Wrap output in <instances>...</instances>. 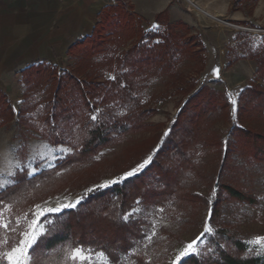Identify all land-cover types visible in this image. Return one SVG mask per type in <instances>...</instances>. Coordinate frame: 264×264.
<instances>
[{
	"label": "rangeland",
	"instance_id": "1",
	"mask_svg": "<svg viewBox=\"0 0 264 264\" xmlns=\"http://www.w3.org/2000/svg\"><path fill=\"white\" fill-rule=\"evenodd\" d=\"M176 1L181 12L193 16L192 24L173 22L166 11L160 12L163 15L158 22V15L151 21L143 20L125 7L132 15L129 33L122 32L119 27L111 29L110 32L115 31L117 35L108 39L105 52L95 58L94 62L98 66L93 72L100 80H113L112 75L107 72V63L120 56V53L136 47L139 50L132 53L129 61L133 66L128 68L129 71H135V68L141 65L139 61L146 56L143 54V47L146 45L150 48L149 46L160 43V36L171 42L174 41L171 36L175 35L182 37L183 42L190 40V35L196 36L195 42L203 48V64L190 62L185 55L177 53L168 62L170 73L160 74L156 69H148L145 72L143 69V72L135 75L133 71L130 76V80H133L132 89L128 92L117 89L107 100H98L95 107L91 105L86 108L80 94L74 92L71 99V102L74 100V111L68 118L60 119L57 128L44 120L46 115L43 101L53 95L49 86L42 83L38 88L26 90L22 80H12L1 88L8 98L14 117L12 122L0 127L3 128L0 131V182H11L0 188V191L13 184V178L18 172H24L29 178L44 170H51L60 161L73 156L81 145L86 128L100 124L105 135L110 138L107 146L92 158V163L87 165V169H75L74 176L71 174L68 178L70 181L67 189H61L55 186L56 182L53 183L50 188L56 193L48 190L43 202L35 205L27 215L17 216L11 222L14 227L17 218L20 219L15 232L3 233L7 234L12 246L22 238L20 232L27 228L31 220H37L38 230H44L40 235L42 236L46 233L49 215L74 209L82 200L83 194L114 180L130 177L126 176V173L134 169L138 172L147 167L162 145L183 104L193 93L202 87H208L215 92L226 93L231 104L232 122L222 121L209 129V135L222 143L221 148L203 144L195 146L192 153V170L183 171L172 163L169 166L171 170L176 171L178 177L175 179H178V184L184 188V195L191 193L212 198L220 182L240 185L245 191L252 193L257 199L255 207L226 201L221 205V220L232 225L236 237L245 243L247 254L264 257V249L249 243L256 237H264V165L245 155L239 143L229 152L227 148L228 143L234 142L232 131L237 125V101L240 93L253 82L262 85L257 78L256 61L247 57L258 49V45L264 47V0H231L224 12L225 20L219 21L213 16L201 15L193 8L188 9L180 0ZM223 2L224 0H221L216 7H225ZM235 14L240 15L238 20L233 18ZM157 53L158 51L153 52V55ZM74 63L75 59H69L66 55L49 65L57 67L61 75L62 71L71 74ZM207 64L212 66V69L205 71ZM170 74L176 78L169 77ZM187 90L191 91L185 95ZM93 116L96 117L95 120L92 119ZM139 122L142 127L135 128L139 131L131 133L133 124ZM250 128L264 133V125L253 124ZM58 138L63 139V144L51 145V142ZM149 157V162L143 168H138ZM9 171L14 175H8ZM65 180L62 179L61 184ZM148 181L145 195L137 199L126 214H131L127 222L136 224L139 237L132 240V247L127 253L120 255L119 264H180L188 256L205 257L207 253H211L212 250L207 248L209 234L204 231L205 226H208L206 222L203 226L195 228L182 225L190 212L194 213L192 215L199 212L197 207L194 210L182 207V202L170 192V188H175V184L166 188L157 176H151ZM57 188L60 190L57 191ZM64 204H74L75 207H60ZM183 204H186L185 201ZM57 208L60 210L51 211ZM1 211L5 213L7 210ZM38 212L43 215H35ZM148 237H151V240ZM193 241H197L194 246L197 251L177 260L184 248ZM80 248L93 254L92 264H101L95 255L101 251L94 247ZM0 250L8 251L3 246ZM37 262L56 264L58 259L50 256L47 259L38 258ZM70 263L73 264L71 260Z\"/></svg>",
	"mask_w": 264,
	"mask_h": 264
},
{
	"label": "trees",
	"instance_id": "2",
	"mask_svg": "<svg viewBox=\"0 0 264 264\" xmlns=\"http://www.w3.org/2000/svg\"><path fill=\"white\" fill-rule=\"evenodd\" d=\"M162 15L163 13H160L156 16L157 22ZM97 18L98 22L92 34L71 45L66 54L69 59H75L71 74L62 71L59 75L57 67L46 63L30 65L21 72V80L26 90L38 88L42 83L50 87L53 95L43 101L46 115L44 120L56 128L60 119L68 118L74 111V100L71 102L74 92L80 94L84 106L89 108L91 105L95 107L98 100H107L117 89L124 92L132 89L133 80H130V76L134 70L129 71L128 68L133 66L129 61L132 53L139 48L122 52L107 63V72L112 75L113 80H100L93 72L98 66L94 62L95 58L105 52L108 39L117 35L115 31L110 32L111 29L119 27L122 32L129 33L132 15L116 0L114 5L103 8ZM183 27L187 29L186 26ZM190 36L187 42H183L182 37L177 35L171 36L174 39L172 42L160 36V43L149 46L150 48L145 45L142 51L146 56L139 61L141 65L135 68L134 74L138 75L143 69L145 72L148 69H156L160 74L170 73L168 62L177 53L185 55L190 62L203 64L202 45L195 42L196 36ZM262 41L264 42V38ZM156 51L158 53L153 55ZM247 58L256 61L257 78L262 85L253 82L240 93L237 101V125L232 131L234 142L228 143L227 148L229 152L239 143L245 155L264 165V133L250 128L253 124L264 125V47L258 45V49L251 52ZM168 76L176 78L173 74ZM189 91L191 90H187L185 95ZM230 108L226 93L215 92L208 87H202L193 93L183 104L170 131L147 167L133 176L114 180L105 187H97L83 194L82 200L74 209L62 210L48 216L50 220L46 224V233L38 238L30 251L33 264H38V258L47 259L50 256L58 259L56 264H71L66 258L67 253L71 248L78 246L94 247L113 261L120 259V255L127 253L132 247V240L139 237L136 224L125 222L123 217L131 210L135 201L145 195V187L151 176L159 177L166 188L175 184V188H170V192L182 202L183 208L194 210L197 207L199 210L195 215L189 213L182 222L183 227H201L206 222L212 230L207 236V248L212 250L211 253H207L205 257L188 256L180 264H264V257L246 253V245L242 239L236 237L232 225L221 220L222 203L227 201L255 207L257 199L253 194L245 191L240 185L220 182L212 198L191 193L184 195V188L178 184L179 180L175 179L178 177L176 171L171 170L169 166L172 163L183 171L192 170V153L195 146L203 144L221 148L222 143L209 135V129L222 121L232 122ZM13 117L14 112L8 98L0 89V127L12 122ZM138 127H142L140 122L133 124L131 133L139 131L135 129ZM83 132L81 145L73 156L60 161L53 169L44 170L29 178L24 172H18L13 178V184L0 191V211L7 210L10 206L11 210L4 213L10 223L17 216L27 215L35 205L43 202L48 190L56 193L50 188L53 183L56 182L55 186L61 189H67L70 181L68 178L71 174L74 176L75 169H87V165L92 163V158L106 147L110 140L100 124L86 128ZM58 144H63V139L58 138L51 142L53 146ZM62 179L66 180L61 184ZM184 201L186 204H183ZM3 233L4 231L0 230V237L7 241L3 247L9 250L12 247L11 240ZM0 264L7 262L0 259Z\"/></svg>",
	"mask_w": 264,
	"mask_h": 264
},
{
	"label": "crops",
	"instance_id": "3",
	"mask_svg": "<svg viewBox=\"0 0 264 264\" xmlns=\"http://www.w3.org/2000/svg\"><path fill=\"white\" fill-rule=\"evenodd\" d=\"M115 1L0 0V89L12 80L20 81L21 72L30 65L53 64L57 58L65 57L71 45L92 34L99 12ZM117 1L143 20L151 21L166 11L173 22H194L192 15L181 12L176 0ZM220 1L197 0L196 6L217 21L225 20L224 12L231 0H224L226 6L218 9ZM233 18L238 20L240 15Z\"/></svg>",
	"mask_w": 264,
	"mask_h": 264
},
{
	"label": "snow or ice",
	"instance_id": "4",
	"mask_svg": "<svg viewBox=\"0 0 264 264\" xmlns=\"http://www.w3.org/2000/svg\"><path fill=\"white\" fill-rule=\"evenodd\" d=\"M217 74H219V70H215ZM234 103V101H233ZM93 120L96 119L95 116L92 117ZM151 159L149 157L148 160H145L143 164L139 165L138 168H143ZM136 172V169L126 173V176H133ZM8 175L12 176L14 173L11 171L8 172ZM11 183L10 181H3L0 182V188L4 187L6 184ZM105 185H101V187H104ZM60 207H75L74 204H64ZM8 211L11 210L10 206L7 209ZM60 209H51V211H59ZM35 215H43L42 212H38ZM129 215H126L123 217L124 221L129 220ZM24 219L26 220L27 217L25 216ZM20 219L17 218L16 225L13 227L11 223L5 218L3 211H0V230L4 232L13 231L15 232L17 228L19 227ZM205 233L211 234L212 230L207 225L204 229ZM44 232L43 229L38 230V222L37 220L33 219L28 223V226L25 230L20 232V236L22 237L19 242L12 246L10 250L3 251L0 250V259H6L7 264H33V257L30 254V249H33V245L37 243V240L39 236ZM149 240H151V237H148ZM7 241L0 237V248H2L3 245H5ZM249 243L259 246L260 249H264V237H256L254 240L250 241ZM197 244V241H193L189 243L184 250L181 252L180 256L177 257V260H179L183 256H187L191 252L197 251V249L194 247ZM251 251V249H250ZM259 254V252H257ZM92 253L86 251L83 248L80 247H74L69 250L67 253L66 258L70 259L73 264H92ZM95 255L100 259L101 264H119V259L116 260H110L109 256H107L104 252L95 253ZM150 264V262H148Z\"/></svg>",
	"mask_w": 264,
	"mask_h": 264
},
{
	"label": "built area",
	"instance_id": "5",
	"mask_svg": "<svg viewBox=\"0 0 264 264\" xmlns=\"http://www.w3.org/2000/svg\"><path fill=\"white\" fill-rule=\"evenodd\" d=\"M182 3H184L186 6H187V8L189 9H194V8H197V6H196V1L197 0H180Z\"/></svg>",
	"mask_w": 264,
	"mask_h": 264
},
{
	"label": "bare ground",
	"instance_id": "6",
	"mask_svg": "<svg viewBox=\"0 0 264 264\" xmlns=\"http://www.w3.org/2000/svg\"><path fill=\"white\" fill-rule=\"evenodd\" d=\"M195 11H197L198 13H200L201 15H205V16H213V15H210L209 13H207V11H203V10H200L198 7L197 8H194ZM215 19V17H213Z\"/></svg>",
	"mask_w": 264,
	"mask_h": 264
}]
</instances>
